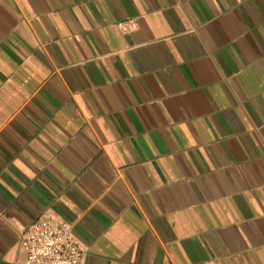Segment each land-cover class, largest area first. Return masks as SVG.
Listing matches in <instances>:
<instances>
[{"label": "crops", "instance_id": "crops-1", "mask_svg": "<svg viewBox=\"0 0 264 264\" xmlns=\"http://www.w3.org/2000/svg\"><path fill=\"white\" fill-rule=\"evenodd\" d=\"M41 216L80 264H264V0H0V264Z\"/></svg>", "mask_w": 264, "mask_h": 264}, {"label": "built area", "instance_id": "built-area-1", "mask_svg": "<svg viewBox=\"0 0 264 264\" xmlns=\"http://www.w3.org/2000/svg\"><path fill=\"white\" fill-rule=\"evenodd\" d=\"M119 28L131 31L136 27L132 19L120 22ZM21 248L23 264H80L83 247L76 240L67 222H56L41 216L23 232Z\"/></svg>", "mask_w": 264, "mask_h": 264}]
</instances>
